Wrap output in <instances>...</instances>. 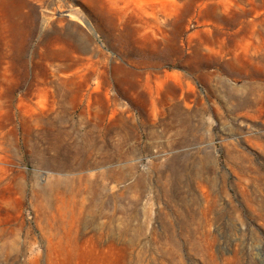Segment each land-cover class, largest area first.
<instances>
[{
  "label": "rangeland",
  "instance_id": "obj_1",
  "mask_svg": "<svg viewBox=\"0 0 264 264\" xmlns=\"http://www.w3.org/2000/svg\"><path fill=\"white\" fill-rule=\"evenodd\" d=\"M0 264H264V0H0Z\"/></svg>",
  "mask_w": 264,
  "mask_h": 264
}]
</instances>
